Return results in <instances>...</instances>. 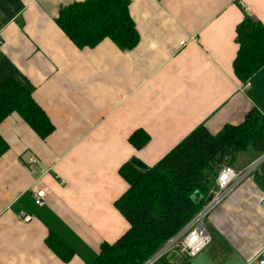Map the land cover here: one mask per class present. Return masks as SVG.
Wrapping results in <instances>:
<instances>
[{"label":"crops","instance_id":"1","mask_svg":"<svg viewBox=\"0 0 264 264\" xmlns=\"http://www.w3.org/2000/svg\"><path fill=\"white\" fill-rule=\"evenodd\" d=\"M84 1L0 0V88L14 79L54 127L42 139L17 113L0 124L9 147L0 158V264H95L103 244L131 229L115 204L132 158L152 168L200 127L217 135L252 112L264 117V68L248 83L234 73L237 29L246 16L264 24V0H129L139 35L131 50L108 39L80 49L67 37L60 13ZM139 131L150 140L136 149ZM262 156L241 153L232 168ZM263 203L264 160L209 216L211 244L189 263L264 261ZM52 236L70 261L48 245Z\"/></svg>","mask_w":264,"mask_h":264},{"label":"trees","instance_id":"2","mask_svg":"<svg viewBox=\"0 0 264 264\" xmlns=\"http://www.w3.org/2000/svg\"><path fill=\"white\" fill-rule=\"evenodd\" d=\"M129 7V0H86L63 9L57 24L80 49L94 48L108 39L122 50H131L139 35ZM237 36L234 73L248 83L264 68V24L246 16ZM13 113L42 139L54 130L31 94L10 79L0 88V124ZM149 140L139 131L130 143L141 149ZM8 150L0 135V158ZM249 150L264 154V117L259 112L217 135L198 128L148 172L131 162L123 166L120 175L129 189L115 206L131 229L115 244H103L95 264L146 263L204 207L223 163L233 167L238 156ZM48 245L63 261L72 259V250L56 237L49 238Z\"/></svg>","mask_w":264,"mask_h":264},{"label":"built area","instance_id":"3","mask_svg":"<svg viewBox=\"0 0 264 264\" xmlns=\"http://www.w3.org/2000/svg\"><path fill=\"white\" fill-rule=\"evenodd\" d=\"M185 45V42L181 43ZM264 160V156L255 160L242 170H236L224 165L217 176L215 190L209 197L204 207L192 218V220L173 238L165 243L146 263L144 264H187L192 259L208 248L211 244V236L207 230V220L216 210L253 172ZM38 161L31 158L28 166L34 167ZM46 193L39 191L35 194V201L38 206L45 204ZM22 222L31 224L32 216L22 215L18 217ZM260 264H264L261 261Z\"/></svg>","mask_w":264,"mask_h":264},{"label":"water","instance_id":"4","mask_svg":"<svg viewBox=\"0 0 264 264\" xmlns=\"http://www.w3.org/2000/svg\"><path fill=\"white\" fill-rule=\"evenodd\" d=\"M131 163L137 167L138 169H140L141 171H144V172H148L150 171V167H148L147 165H145L142 161H140L139 159L137 158H132L131 159ZM263 207H264V203H263ZM187 264H190V263H187Z\"/></svg>","mask_w":264,"mask_h":264},{"label":"rangeland","instance_id":"5","mask_svg":"<svg viewBox=\"0 0 264 264\" xmlns=\"http://www.w3.org/2000/svg\"><path fill=\"white\" fill-rule=\"evenodd\" d=\"M225 165V163H223L222 167ZM215 190V186H213V188L209 191L208 193V198L213 194V191ZM193 260V259H192Z\"/></svg>","mask_w":264,"mask_h":264}]
</instances>
